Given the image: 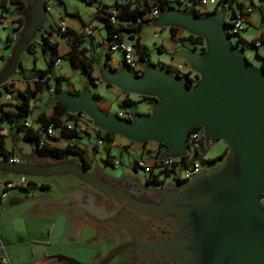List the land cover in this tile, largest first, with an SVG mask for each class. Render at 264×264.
Instances as JSON below:
<instances>
[{
  "label": "water",
  "instance_id": "water-1",
  "mask_svg": "<svg viewBox=\"0 0 264 264\" xmlns=\"http://www.w3.org/2000/svg\"><path fill=\"white\" fill-rule=\"evenodd\" d=\"M24 0L23 25L7 60L0 69L2 85L19 67V57L47 20L46 2ZM225 8L198 14L186 9L162 10L152 21L156 27H177L203 39V50H175L197 77L189 85L181 75L157 63H144L141 72L106 64L98 67L100 80L124 94L152 96L146 113L130 112L123 118L106 113L97 104L88 84L79 93L57 91L54 99L68 112L81 111L102 131L142 144L164 145L158 160L181 157L187 150L190 130L199 127L204 138L221 139L226 155L218 165L201 169L181 185L159 189L157 202L128 197L122 190L87 171L80 161L58 159L40 162L30 154L35 144L20 138L25 161L9 163L0 156V172L43 177L70 174L120 203L106 211L91 201L89 216L110 223L129 236L108 249L94 264H108L119 253L137 250L168 259L172 264H264V68L247 60L225 31ZM264 27V24H263ZM41 158V155H39ZM153 219L169 218L172 235L165 240L140 241L145 224L124 215L121 208ZM114 212V215H111ZM67 264H84L56 255Z\"/></svg>",
  "mask_w": 264,
  "mask_h": 264
},
{
  "label": "crops",
  "instance_id": "crops-1",
  "mask_svg": "<svg viewBox=\"0 0 264 264\" xmlns=\"http://www.w3.org/2000/svg\"><path fill=\"white\" fill-rule=\"evenodd\" d=\"M77 1L82 2L80 0ZM241 1L244 4L248 3L247 0ZM101 2L107 6H112L113 0H101ZM252 3L253 9L247 17V23H252L256 27V32L253 36L248 38L245 37V33L242 34L241 36L244 41L264 36V27L261 23V14L264 13V0H252ZM82 4L89 7V10L85 14L84 12L80 13L76 5L68 8L64 0H57L54 4H51V11L48 13L47 20L37 33L38 38L41 34L46 35L49 41L57 43L59 54L65 53L68 50L66 37L61 36L57 31L59 21H64L70 31L68 37L72 39V34L74 33L79 36L81 45L86 47V54L92 58L93 61L92 74L94 76L97 75L95 72L101 64H106L111 68H118L122 65L121 52H108L107 50L105 32L96 18L97 3L93 1L91 4H85L84 2H82ZM192 4L199 12L211 11L214 8V6L209 4H200L198 0H192ZM255 10H257L259 14V21L252 17L251 13ZM15 14L21 16L20 11H16ZM88 27L92 28L91 35L85 36L83 35V31ZM7 30L3 42L2 39H0V56L2 58V63H4L9 56L8 54L4 56L6 49L12 48L15 41L14 37L20 29L15 33L13 32L12 36L13 30ZM157 35L155 31H153L151 36L147 33L139 34L138 47L144 50L148 58L150 56V49L147 46V42L151 37L153 38ZM6 36H11L10 42L6 40ZM12 37L14 40H12ZM178 37V33L173 36L167 33V35L160 40L153 39L151 42L152 49L157 53L174 55V51L177 49L176 46L178 45ZM38 38L36 40L40 39ZM134 49L135 52L138 53L136 46ZM262 50L264 51V44L261 47V51ZM27 52L30 53L29 55L36 52L39 54L40 58L32 55L30 56L31 61H29L28 57L23 65H21V63L19 64L18 73L12 74L7 80L12 83V86L9 88L12 95L11 103L3 100L4 90L2 87L0 88V104H3L2 108L5 111H14V104L19 100V96L17 95L18 91L24 90L26 86L32 88L33 81L36 79L35 70L45 69L46 67L45 60L47 50H42L39 43H34ZM98 55L100 56V60H96ZM169 58L172 62L159 58H157V61L161 64L166 63L172 65L182 60L175 56H169ZM46 78L49 89L38 93L29 101L30 114L26 120L30 122L31 127L34 129H39V124L35 122L37 115L39 113H50L55 100V87L63 91L74 93L80 91L83 85H85V78L81 76L77 69L72 68L69 61L63 57H60L59 61L53 63L48 69ZM54 80H56L57 83H54ZM64 81L67 84L66 86ZM54 84L56 86L53 88ZM91 90L93 93L97 94H102L107 91L102 83L93 85V89ZM109 91L112 93V90ZM13 94H15V96H13ZM100 102L101 100L97 102L99 106ZM40 132L42 134L41 130ZM0 133L4 137V150L20 155L21 148L18 147V144L20 143V138H22V133L13 130L6 121L0 123ZM44 141L49 146L58 148L64 147L67 143V141L63 139H44ZM76 142L79 146L84 148V155L87 159L99 158L102 160V158L107 157L104 152L102 154L94 152L96 150L93 151V149L82 144L81 139ZM141 147V145L130 143V141L128 142L127 140L125 142L115 141L114 137L111 143L108 161L111 163L112 161L119 160L124 166L127 162L123 161L122 157L125 155L133 156L139 154ZM34 154L33 151L30 155L33 157ZM117 154L119 155L118 158L116 157ZM71 155L72 158H77L75 154ZM154 156V153L152 156L150 155L149 160L152 161ZM46 157L49 162L52 160L51 156L46 155ZM55 160L58 159H53V161ZM22 161H25V159L22 158ZM2 174L3 172H0V186ZM12 176L15 177L16 175L12 174ZM29 181L33 184L29 187L32 191L31 196L26 195L25 192L19 189H11L7 191L5 198L0 201V243L4 247L10 264H67L56 255L72 257L84 264H93L99 260L107 249L117 242L115 226L93 221L88 212L82 209L84 200L83 195L86 194V192L84 188L75 184L73 175H57L53 182L40 179H32ZM42 184L46 185V187L40 188ZM72 194L76 196V203L71 202Z\"/></svg>",
  "mask_w": 264,
  "mask_h": 264
},
{
  "label": "trees",
  "instance_id": "trees-1",
  "mask_svg": "<svg viewBox=\"0 0 264 264\" xmlns=\"http://www.w3.org/2000/svg\"><path fill=\"white\" fill-rule=\"evenodd\" d=\"M84 2L85 4H91L93 1L97 6V13L96 18L102 23V28L105 32V40L106 43L117 40H130L133 42V47H137L138 53L135 52V57L140 64L149 63V58L145 54L144 50H141L138 45V39H139V33L141 30L149 24H152V21L154 18H151L148 16L149 12L151 11V8L153 6H156L161 12L162 10L166 8L173 7L171 4L173 2L169 0H113L112 6H107L104 3L101 2V0H80ZM229 1V0H226ZM231 1V0H230ZM248 4L253 6L252 0H247ZM261 1V0H260ZM236 4L237 9H241L244 6V3L239 1H234ZM8 5L11 6L9 9ZM231 3H226V6L228 9L232 11ZM25 8V2L24 0H2L0 1V10L3 12H6L9 15H16L17 16V26L11 28L12 34L13 32H17L23 25V17L15 14L16 11H20ZM217 10L216 7H214L211 11L206 12H199L196 10L198 14H205V13H214ZM113 16L115 18V23H112L109 19V17ZM261 23L264 24V13L261 14ZM170 30V34L173 36L174 31L178 29L177 27H168ZM40 30V29H39ZM57 31L61 36L66 37V42L68 44V50L63 53L59 54L57 50V43L51 42L48 40V37L46 35L41 34L40 39L36 40L33 39L26 47V51H29L30 48L33 46L34 43H39L41 45L42 50H47L46 55V67L45 69H37L36 72V79L33 81V86L30 88L29 86H26L24 90L18 91V98L19 100L14 104V111H5L2 109L3 104H0V123L3 121H6L10 124L11 128L17 132L22 133V138L24 140L33 142L36 145V153L41 156H51L54 159H60L62 157H65L67 154H75L79 159L86 160L87 158L84 155V148L78 145L76 142L79 140V132H77L74 128H66L65 126H60L61 121L63 118L66 120L72 119L73 115L72 112H68L66 108L56 100H54V103L52 105L51 111L48 114L39 113L35 119V122L39 124V129H34L31 126L26 127L24 126V121L30 114V106L29 101L31 98H33L38 93L48 90L49 84L47 83L46 73L48 69L53 65V63L56 62V59H59L60 57H63L67 59L72 66V68L77 69L78 72L85 78V84L88 85H96L97 83H102L105 86H112L108 83H104L100 80L99 75H93L92 74V58H90L86 52V47L82 46L79 40V36L72 34V39L68 37L70 31L67 28L64 31H60L57 26ZM83 35L90 36V34H86L85 30L83 31ZM11 36H6V40L10 42ZM15 38V37H14ZM12 37V40H14ZM183 41H187L190 44V50H193L194 52H200L203 50V39L199 36L192 35V34H186L183 38ZM239 41L243 42L245 46L251 47L250 43H247L243 39H240ZM24 50V51H25ZM108 50V45H107ZM108 52H113L108 50ZM107 55V54H106ZM1 57V56H0ZM20 64V63H19ZM168 64H165V66ZM188 80V79H187ZM55 83L56 80H55ZM193 83H190L189 85H192ZM12 86V84H10ZM3 88L4 92H10V89L7 88L6 85L2 84L0 85V88ZM60 91L59 88L55 87V92ZM79 93V91H76L71 94ZM93 97L95 99L99 98V95L97 93H92ZM126 97L123 99V106L130 107L135 103H138L140 101H144L147 104L154 101L155 98L152 96H139L138 100L128 99V94L125 95ZM92 124V123H91ZM48 125H52V127L57 131V135L55 137H46L45 130ZM90 129H94L96 135L98 136V139L101 140L103 144V152L107 155L106 161L108 160L109 151L111 147V143L116 135L110 132H102L98 129H96L93 125L86 124ZM42 131V134L40 132ZM89 130V129H88ZM87 131H81V132H88ZM192 130H198L200 132L201 137V128L196 127ZM3 135L0 133V152H3L5 154H13L11 152L5 151L3 147ZM45 140H57V139H63L66 140L67 143L64 147L58 148L54 146H49ZM160 144V143H159ZM162 145V144H160ZM96 145L93 146V151L96 149ZM164 149V148H163ZM206 147L202 145V141H199L198 146L194 149L193 154L189 156L188 160L185 159L184 156L181 157L180 161L178 163H173L172 167L183 166L184 168H187L188 165L191 164L194 160H200V161H206L208 163H216L220 162L223 157L226 155V147L224 150L216 157L204 159L202 158L204 156V153L206 151ZM159 155V152H155L154 158H156ZM153 158V159H154ZM153 161V160H152ZM148 162L145 160L146 164H151V162ZM168 171V170H167ZM171 171V169L169 170ZM32 183L29 182L28 186H31ZM46 185H40V188H45Z\"/></svg>",
  "mask_w": 264,
  "mask_h": 264
},
{
  "label": "built area",
  "instance_id": "built-area-1",
  "mask_svg": "<svg viewBox=\"0 0 264 264\" xmlns=\"http://www.w3.org/2000/svg\"><path fill=\"white\" fill-rule=\"evenodd\" d=\"M173 2L171 5L178 8V9H186L190 5H192V0H169ZM234 1L239 0H198L200 4H209L214 7L219 5V7L223 6L225 8V17H224V25L225 31L231 41V43L238 48L243 49V42L239 41L242 38V31L246 27L247 17L253 6L245 3L241 9H237L236 4ZM226 3H231V8H227ZM51 2L48 1L45 3V11L50 13L51 11ZM196 8V7H195ZM197 10V9H196ZM159 10L156 6L151 8L148 16L151 18H155L159 14ZM17 16L16 15H9L6 12L0 10V33L3 29H11L17 26ZM112 23H115V18L113 16L109 17ZM58 28L60 31H64L67 28V24L64 21H59ZM86 34L91 33V28L88 27L85 29ZM155 35V34H154ZM247 43L251 44L252 49V58L257 57L260 60L261 67L264 68V51H261V47L264 44V36H260L258 38L246 41ZM108 50L110 51H120L122 56V63L132 72L140 73L142 64L138 63L135 54H134V47L133 42L130 40H113L107 43ZM244 50V49H243ZM198 53V52H195ZM59 59H56V63ZM150 62V59H149ZM2 63V58L0 57V64ZM166 69H171L173 72L181 75L186 81L190 83H195L197 74L193 70H191L183 60L178 63H174L172 65H163ZM9 79V78H8ZM7 79V80H8ZM188 79V80H187ZM5 81L3 84L7 86L9 89L12 84L9 81ZM192 84V85H193ZM3 100L5 102H10L12 100L11 92H4L3 93ZM3 109V108H2ZM4 110V109H3ZM73 118L66 120L65 118L62 119L60 126H65L66 128H74L77 132L87 131L89 127L86 125L87 123L92 125L90 118L83 112L77 111L72 112ZM119 116V115H118ZM24 126L29 127L31 126L30 122L27 120L24 121ZM89 131V130H88ZM46 137H55L57 135V131L52 127V125H48L45 130ZM199 141H202V145L207 147L210 143L211 138H204L201 137L200 132L198 130H190L187 137V150L184 153L186 160H188L189 156L193 154L194 149L198 146ZM98 145L101 143L100 139H97L96 142ZM0 156H3L7 162L9 163H20L22 162V157L19 154H5L0 152ZM181 156V157H182ZM181 157L176 158H165L162 160H158L156 158L153 159L151 164H146L144 159H139L136 163L138 168H141L145 174H151L158 177H164L165 175H169L170 173H174V170L177 168V165L172 167L173 163H178ZM117 163V162H115ZM171 169V171H169ZM201 167L197 163V160L191 162L187 168L184 169V172L181 176H175L173 174L174 180H180L182 182L189 181L193 175L200 171ZM168 170V171H167ZM29 179L24 174H18L15 177L12 176L10 173H3L1 178V186H0V201L3 200L6 196L7 191L11 189H19L25 192L26 195H32V191L29 189L28 186ZM33 185V184H32ZM260 205L264 207V192L260 195L259 198ZM0 264H10L7 254L4 251L3 245L0 243Z\"/></svg>",
  "mask_w": 264,
  "mask_h": 264
},
{
  "label": "flooded vegetation",
  "instance_id": "flooded-vegetation-1",
  "mask_svg": "<svg viewBox=\"0 0 264 264\" xmlns=\"http://www.w3.org/2000/svg\"><path fill=\"white\" fill-rule=\"evenodd\" d=\"M175 57L177 56L175 55ZM147 142L148 141L139 144L142 146L140 149V153L137 155H133L134 156L133 160L130 162L128 167H125L122 164H120L119 160H115L109 163L108 160L107 161L105 160L106 158H102V160L99 158L91 159V160L90 159L81 160L79 159V157H77L76 161H80L87 171L91 173H95L100 179L104 180L108 184H111L113 187L122 190L128 197L140 199L144 201L157 202L159 200L158 192L160 188L166 185H181L184 182L180 180H175L174 182L165 183V178L168 175H165L164 177H158L155 175L153 176L151 174L142 175L138 173L137 170L138 167L136 165L137 161L139 159L145 160L148 156V153L146 154L147 148H145L146 146H144V144H146ZM97 145L98 144H96V147ZM157 145L159 148L156 151L161 153L164 148V145L163 144L160 145L159 143H157ZM95 150L97 151V149ZM33 158L39 159L40 162H44V161L49 162L46 156H41L40 158L39 154H34ZM62 158H72V157L71 154H67L65 157ZM53 159L54 158H52L51 161H53ZM218 164H219L218 162L212 163L209 167L216 166ZM201 169H204V167H201ZM74 179H75V184L84 188L86 192V194L83 195L84 200L82 203V209L85 210L86 212H89L88 207L91 201L94 203V205L100 206L108 212L114 211L119 207L120 203L115 199L108 198L106 195L97 191L95 188L88 185L87 183L80 181L75 176ZM71 202L74 203L77 202L76 196L74 194H72ZM121 212L124 215L135 217L145 224V230L143 232V236L139 239L140 241L165 240L169 238L173 233L171 229V220L169 218L153 219L146 215L137 214L125 207L121 208ZM111 215H114V212ZM108 225L114 226L113 224L110 223H108ZM115 232L117 234V242L114 245L129 239V236L122 229L116 227ZM114 245H112L111 247H113ZM101 257L99 258V260L101 259ZM116 264H172V263L168 259L162 258L156 254H151V253L141 254L137 250H128L127 253L124 255V257L120 259Z\"/></svg>",
  "mask_w": 264,
  "mask_h": 264
},
{
  "label": "rangeland",
  "instance_id": "rangeland-1",
  "mask_svg": "<svg viewBox=\"0 0 264 264\" xmlns=\"http://www.w3.org/2000/svg\"><path fill=\"white\" fill-rule=\"evenodd\" d=\"M64 1H65V3H66L68 8L71 7V6L76 5L78 7V10H79L80 13L84 12V14H85L89 10V7H86L84 4H82V2H78L77 0H64ZM51 4H54V2H51ZM8 7H9V9L11 8L10 5H8ZM216 8L218 9L219 5H216ZM26 14L27 13L25 12L24 9L20 10V15H24L25 16ZM251 14H252V17H254V19L259 21L260 18H259V14H258L257 10H255ZM98 22L102 25V23L99 20H98ZM91 30H92V28H91ZM7 31H8L7 29H3L1 31V33H0V39H2V42L4 40V36H5ZM153 31L157 32L158 35L153 37V38L151 37V39H149V41L147 42V46L150 49V53H149L150 54V56H149L150 62L161 64L159 61H157V58L167 60L168 62H172V61H170L169 56H173L174 57L175 55L167 54V53H157L154 49H152V43H151L153 39L160 40L161 38L165 37L167 35V33H170V30L168 28H166V27H156V26H153L152 24H149V25H146L141 30L140 33L141 34L147 33L149 36H151V34H153ZM255 32H256V27L252 23H246V27L242 31L241 34L245 33L244 34L245 37L248 38L250 36H253V34ZM176 33L179 34V37L177 38L178 39V41H177L178 45L176 47L177 48H190V44L187 41H183L184 40L183 38L185 37V35L187 33L182 31V30H179V29H176L174 31V34H176ZM37 38H38V35L36 36V39ZM242 46H243V49H244L243 50L244 51V55L247 58V60L249 62H251L252 64H254V65H257V66L260 65L259 58H257V57L252 58V56H251L252 55V49L250 47H248V46H245V45H242ZM10 51H11V48H7L6 49V53L4 54V56H7L6 54L9 55ZM29 54L30 53L27 52L26 50L21 53V55L19 57V63H21V65H23V63L26 61V59L28 57H29L28 60L31 61V57L30 56H32V55H35L37 58H40L39 54H37L36 52H34L31 55H29ZM174 59H176V58H174ZM96 60H100V56L99 55L96 57ZM2 64H4V63H2ZM2 64H0V68H1ZM62 64H63V62H62ZM162 64H166V63H162ZM18 70H19V67L16 70L17 72H14L13 74L18 73ZM95 73L98 74V68H97ZM53 82L55 83V80ZM73 82H75V81H73ZM64 83H65V86H66L67 84H66L65 81H64ZM55 86L56 85L54 84L53 88ZM89 87H90V89H93V85H89ZM103 87L106 88L107 91L102 93V94H98L99 98L97 99V102L99 100H101V102H100V106H99V103H97V104L106 113H115V114L119 115L120 117L125 118V117H129V113L132 112V111L133 112H137V113H146V112H148L149 104H147L146 102L140 101L138 103L133 104L130 107H125V106H123L122 102H123V99L126 96L124 94H122L119 91L118 88H116L115 86H105L104 84H103ZM109 90H112V93ZM13 96H15V94H13ZM127 97H128V99H133V100H138L139 99V96L138 95H134V94H128ZM79 137H80L79 140L81 139L82 144L88 146L90 149H93V146L97 144L96 142H97L98 136L96 135L94 129H90L89 128V131L87 133L86 132H80L79 133ZM211 140L212 141H210V143L206 147L207 149H206V151L204 153V156L202 157L204 159H209V158H213V157L218 156L225 148V143L221 139L211 138ZM76 141H77V139H76ZM115 141L125 142L126 139H124V138H122L120 136H116L115 137ZM131 143H133V142H131ZM144 146H146L145 148H147V151H146V154L148 153L147 161L150 162L151 161V160H149L150 159V155L152 156L153 153L155 154L156 150L159 147H158L157 143L153 142V141H148L146 144H144ZM94 152L102 154L103 153V144L101 143V144L97 145V151H94ZM116 157L118 158L119 155L117 154ZM133 157L134 156H132V155H130V156L129 155H125V156L122 157V160L127 162V164L124 165L125 167L129 166L130 162L133 160ZM76 159H77L76 157L75 158L73 157L71 160H76ZM119 163L122 164V162H120V161H119ZM197 163L199 164L200 167H204V168H208L212 164V163H208L206 161H200V160H197ZM184 169L185 168L183 166L179 165L174 170V173H170L168 176H166L165 183L174 182L175 180L173 178V174L175 176H181L183 174V172H184ZM137 170H138L139 174H142V175L145 174L142 171L141 168H138ZM56 177L57 176H43V177L27 176V178L29 180H32V179L39 180L40 179V180H45V181H48V182H53L56 179ZM37 191H38V189H37ZM126 253H127V251L119 253L117 256H115L111 260V262L109 264H116L120 259H122L124 257V255Z\"/></svg>",
  "mask_w": 264,
  "mask_h": 264
}]
</instances>
